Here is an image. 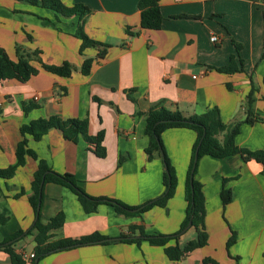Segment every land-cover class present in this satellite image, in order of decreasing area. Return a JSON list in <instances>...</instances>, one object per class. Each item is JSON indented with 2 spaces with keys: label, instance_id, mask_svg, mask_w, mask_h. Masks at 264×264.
Here are the masks:
<instances>
[{
  "label": "crops",
  "instance_id": "0c3cea01",
  "mask_svg": "<svg viewBox=\"0 0 264 264\" xmlns=\"http://www.w3.org/2000/svg\"><path fill=\"white\" fill-rule=\"evenodd\" d=\"M263 0H161L164 16L159 30L141 28L139 0H62L67 6L81 3L91 13L86 33L109 45L103 59H96L89 75L80 71L86 58L98 51L87 48L75 37L78 17H61L55 11L17 0H0V47L16 60V45L41 50L46 63L70 62L76 67L71 77H61L33 64L40 72L28 82L0 81V168L16 162V147L23 139L21 127L32 120L59 115L89 120V133L104 131L105 158L97 157L85 141L64 139L57 129L40 141L27 136L39 158L60 173L74 174L92 197L119 200L131 206L144 205L164 192L162 157L150 158L145 149V117L151 105L165 99L189 113H203L218 107L222 121L234 124L246 119V102L254 86V108L264 118V7ZM136 34L130 36L127 28ZM216 35L219 41H211ZM32 37V39L29 38ZM240 47V50H238ZM232 56L243 60V72L217 71ZM238 65H242L238 62ZM230 87H229V86ZM134 89L136 102L126 90ZM95 98H98L96 100ZM40 105L24 112L23 103ZM222 138V135L220 136ZM197 134L174 128L163 133L166 152L178 179L175 195L167 207L155 206L141 216H118L113 207L101 205L85 213L77 196L68 188L49 183L45 187L42 222L58 213L64 225L52 231L50 241L79 239L101 233L116 238L131 225H142L147 234H171L180 229L186 215L185 185ZM236 144L249 150H264V122L244 123ZM38 161L27 158L11 180L0 179V242L16 232L29 230L35 214L29 202L31 183ZM196 178L206 198L208 244L180 261H171L163 247L143 241L140 246L125 242L99 243L53 252L38 264H203L206 258L217 264H264V168L246 162L239 155L222 159L204 156ZM227 180V183L224 180ZM8 185L13 186L8 189ZM232 191L224 205L221 191ZM27 194L14 196L20 189ZM236 233V243L227 242ZM189 231L182 245L194 238ZM33 236L18 241L23 255L34 253ZM26 264H35L26 260ZM0 264H11L0 252Z\"/></svg>",
  "mask_w": 264,
  "mask_h": 264
},
{
  "label": "trees",
  "instance_id": "16d2710c",
  "mask_svg": "<svg viewBox=\"0 0 264 264\" xmlns=\"http://www.w3.org/2000/svg\"><path fill=\"white\" fill-rule=\"evenodd\" d=\"M17 1L55 11L57 22L60 21L61 17H78L77 27L73 35L82 41L79 50L80 54H83L87 48H94L98 51L96 58H86L83 61L80 69L83 75L91 73L96 59L105 57L109 45L92 39L85 31V23L91 11L84 4L76 3L73 6H67L62 0ZM138 8L141 13L142 29H161L164 20L161 0H139ZM127 32L130 36L136 34L131 31L130 27L127 28ZM29 38L32 39L31 36ZM238 50H240V47H238ZM16 56V60L12 59L7 51L0 47V81L14 79L23 83L28 82L40 72V69L33 62L39 63L40 67L45 71L61 77H71L77 70L72 63L67 61L60 65L46 63L42 58L41 50H27L18 44L16 45ZM238 62L242 65L241 67ZM216 70L227 74L243 72V60H237L236 56H232L227 65ZM134 92V89L126 90L128 98L136 102V98L133 95ZM254 92L255 88L253 86L245 106L246 119L234 124L224 123L220 110L216 106L208 108L203 113H189L179 109L177 105L169 104L165 99L153 103L147 112L142 113L145 117V133L149 138V144L145 151L150 158L154 156L162 157L165 169L163 194L157 199L140 206H131L119 200L106 197L90 196L80 186L74 174L55 171L46 160L39 158L38 154L29 146L28 135L32 136L35 141H40L50 130L57 129L62 133L64 139L74 143L83 140L88 145L89 150L97 157L105 158L107 155L106 147L103 144L105 133L100 131L96 135H91L87 118H62L59 115H51L25 123L21 127L23 139L18 143L15 151L16 162L6 168H0V179L11 180L16 175L17 170L26 164L28 157L38 161V167L31 183V194L28 196L35 214V221L29 230H20L0 242V252H4L10 257L11 264H26L27 261L24 255L16 251L15 244L27 236H33L35 242V257L32 259L35 264H38L42 258L53 252L99 243L125 242L140 246L143 241H148L151 245L163 247L166 256L171 261H180L189 253L206 246L209 240V233L206 227V198L203 184L196 178L200 159L204 156L222 159L239 155L244 161H256L262 164L264 168V150L252 151L236 144V137L242 124L264 122V118L260 117L254 108ZM95 99L99 101L98 98ZM39 107L40 105L36 102L23 103V109L26 114ZM174 128L191 129L197 134L185 185L186 215L177 232L171 234H147L144 226L131 225L126 233L122 232L119 237L109 241H106V239H109L107 236L98 232L79 239L63 238L50 241L53 237L52 231L64 225L65 214L60 212L51 218L48 223L42 222L44 191L49 183L59 184L70 189L77 196L85 213L88 214L97 212L101 205L111 206L118 216L127 218L141 216L155 206L166 208L168 201L175 195L178 179L176 170L165 149L163 133L168 129ZM221 135L222 138L220 137ZM162 153L164 154L163 156ZM191 179L193 182H191ZM224 182L227 183V180L225 179ZM12 188L13 186L8 185V189ZM26 194V190L22 188L14 197L19 198ZM221 198L224 205L229 204L233 198L232 191L224 186L221 191ZM7 219L5 215L0 214L1 224H4ZM189 231H193L195 236L182 245L181 239ZM235 243L236 233H233L227 242L228 249ZM203 264H217V262L206 258L203 260Z\"/></svg>",
  "mask_w": 264,
  "mask_h": 264
},
{
  "label": "built area",
  "instance_id": "2783aa9c",
  "mask_svg": "<svg viewBox=\"0 0 264 264\" xmlns=\"http://www.w3.org/2000/svg\"><path fill=\"white\" fill-rule=\"evenodd\" d=\"M262 3H263V7H264V0L262 1ZM211 41L214 42V43H216V42L219 41V38L216 35H212ZM34 257H35V253H31L29 255H27V254L24 255V258L26 260H28V259L32 260Z\"/></svg>",
  "mask_w": 264,
  "mask_h": 264
},
{
  "label": "water",
  "instance_id": "95a60500",
  "mask_svg": "<svg viewBox=\"0 0 264 264\" xmlns=\"http://www.w3.org/2000/svg\"><path fill=\"white\" fill-rule=\"evenodd\" d=\"M164 154L162 153V156H163ZM191 182H193V180L191 179ZM113 239H115V238H109V239H106V241L108 240H113Z\"/></svg>",
  "mask_w": 264,
  "mask_h": 264
}]
</instances>
